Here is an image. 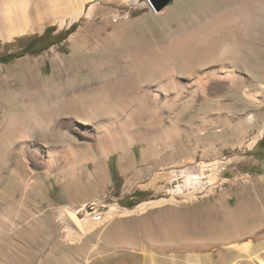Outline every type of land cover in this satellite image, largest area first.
Returning <instances> with one entry per match:
<instances>
[{
  "label": "rangeland",
  "instance_id": "1",
  "mask_svg": "<svg viewBox=\"0 0 264 264\" xmlns=\"http://www.w3.org/2000/svg\"><path fill=\"white\" fill-rule=\"evenodd\" d=\"M232 1L172 0L159 14L150 4L96 1L87 5L98 7L91 20L0 41V58L16 55L0 64V264H85L83 251L95 243L91 264H149L146 253L130 248L143 242L135 240L137 220L206 213L264 178V136L248 147L264 127V28L256 6ZM213 26L225 34L223 56L200 61L198 52L169 50L198 31L211 37ZM221 57L230 69L237 61L238 86L228 80L218 88L212 72ZM199 74L209 79L205 93L196 88ZM117 82L126 89H106ZM229 158L208 197L184 203L158 190L171 185L164 175H210L213 163ZM88 216L95 222L66 243L63 228ZM116 225L128 246L99 241ZM211 250L199 262L230 264L236 256Z\"/></svg>",
  "mask_w": 264,
  "mask_h": 264
},
{
  "label": "bare ground",
  "instance_id": "2",
  "mask_svg": "<svg viewBox=\"0 0 264 264\" xmlns=\"http://www.w3.org/2000/svg\"><path fill=\"white\" fill-rule=\"evenodd\" d=\"M96 1L102 0H0V41L6 43L24 38L36 32H43L46 24L59 26L60 29H67L74 25V23L79 22L82 18L91 20L94 18L98 7L94 4L88 8L87 5ZM121 1L129 5L150 4L148 0ZM234 1L235 3L238 2V4H240L239 2L246 1L248 4L254 7L256 6L257 8L253 10L255 19H257L258 24H260V30L264 28V0ZM234 1H232V3H234ZM155 12L159 14L161 11ZM247 19L250 18H244L242 21L243 23L239 24L241 29L246 26ZM240 21L241 20H239V22ZM211 32V37H209V32L207 33V31H198L183 37L181 40L173 42L169 50L173 51V53L176 51L198 52V55L200 53L198 57L200 61L204 58L202 55L207 58L216 54L223 56L219 50L221 38H223L225 34H222V31H220L217 26H213ZM233 32L234 43L239 45L242 40L241 31L234 30ZM235 51L238 54L240 52L239 48H235ZM56 57L57 60H60L61 63L64 64L61 55L57 54ZM224 61L225 58L221 57L219 59L218 69L212 72L215 78L218 79V84L220 83V87L218 86V88L221 89V85L224 87L223 82L228 80L232 81L234 86H238L241 79L240 76L234 72L239 66L236 65L237 61L232 69H230ZM159 64L161 66L166 65V61L159 62ZM208 81L209 79H206L202 74L197 75L196 88L205 93ZM218 84L216 83L215 86ZM126 87L127 84L117 82L108 85L106 89H126ZM57 104L58 103H55V105ZM256 118L257 116L255 117L253 115L248 117L250 125L256 124ZM41 134L43 135L42 140L43 138L49 140V135H46V133ZM263 136L264 127L261 128L259 134L249 142L248 147H253ZM234 160V158L220 159L213 163L211 165L213 172L210 175H200L193 171L164 175V180L171 185L160 187L158 190L160 192H169L173 195H177L184 203L198 201L199 197H208L209 194L215 191L221 180V168L227 163H232ZM120 166L123 170L127 167V160L125 157L121 158ZM233 198L237 200L236 210L232 208ZM203 211H206V213L200 212L198 215H192L190 212L189 214H182V216L174 215L173 213V215L169 217L155 218L152 220H137L135 225L139 229L136 230L139 232V236H136L135 240H138L137 237H139V240L143 242L142 244L135 243L130 246V248H132L133 251L146 253L145 258L151 261L149 264H159V257L157 256L159 253L160 255H170L172 260L171 264H203L199 262L198 257H200V255L209 257L211 254L209 251H212L211 249H216L219 256H221L223 252L235 253L236 256L231 259L230 264H264V178L256 182L253 188L248 189L247 187H242L241 190L238 188L237 191L230 193L224 205L220 207L207 206ZM95 219L96 218L88 216L86 219H79L72 224L66 225V228H63L62 231L65 234L64 239L66 243L83 236L85 229L90 224L94 223ZM155 234L160 235L164 240L159 242L153 237ZM122 235L123 232L118 230V226L116 225L108 231L106 235L100 236L99 241L103 240L106 244L115 248L117 246H128L126 241L122 238ZM95 244L89 246L87 249L85 248V250L83 249L84 255L86 256L84 260L85 264H91L90 258L97 252L99 245ZM77 252L81 253L79 249H77ZM182 258H184L185 261H183ZM221 264L229 263L223 259L221 260Z\"/></svg>",
  "mask_w": 264,
  "mask_h": 264
},
{
  "label": "water",
  "instance_id": "3",
  "mask_svg": "<svg viewBox=\"0 0 264 264\" xmlns=\"http://www.w3.org/2000/svg\"><path fill=\"white\" fill-rule=\"evenodd\" d=\"M172 0H148V2L150 3L151 7L155 10V11H161L162 9H164L167 5H169V3Z\"/></svg>",
  "mask_w": 264,
  "mask_h": 264
},
{
  "label": "trees",
  "instance_id": "4",
  "mask_svg": "<svg viewBox=\"0 0 264 264\" xmlns=\"http://www.w3.org/2000/svg\"><path fill=\"white\" fill-rule=\"evenodd\" d=\"M48 34V32L44 35V37L46 36ZM64 36V35H63ZM36 40V39H35ZM34 40V41H35ZM34 41L33 42H31V43H29L28 45H27V47L22 51V53H24V52H29L30 50H32V48H33V45H34ZM16 55H9V56H7V57H1L0 58V64L1 63H6V62H9L10 60H13L14 58H16L15 57Z\"/></svg>",
  "mask_w": 264,
  "mask_h": 264
}]
</instances>
